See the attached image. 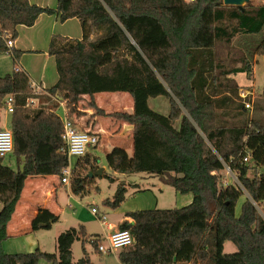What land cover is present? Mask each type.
Masks as SVG:
<instances>
[{
    "label": "trees",
    "instance_id": "obj_1",
    "mask_svg": "<svg viewBox=\"0 0 264 264\" xmlns=\"http://www.w3.org/2000/svg\"><path fill=\"white\" fill-rule=\"evenodd\" d=\"M43 14L56 15L62 23L77 19L83 38L52 36L48 54L55 59L58 81L50 89L36 92L23 71L0 77V118L11 96L12 155L18 164L14 170L4 165L6 157L0 158V264H93L84 250L88 237L83 227L62 232L57 253L37 248L7 254L2 244L9 239L7 225L27 178L57 176L62 181L69 166L56 101L65 103L66 118L76 126L84 96L116 92L132 96L133 113L106 115L97 109V114L133 126L134 154L113 148L106 155L108 168L157 177L178 194L193 197L181 208L126 213L132 222L124 220L118 230L129 231L134 242L118 252L121 264H176L162 257L159 244L168 248L194 240L201 245L202 264H264V218L258 210L264 205V173L249 175L264 167V124L249 119L240 87L230 78L245 74L251 80L254 64L247 58L264 56V38L253 42L264 28V3L254 7L250 0L240 9L222 0H58L53 9L29 0H0V53L18 61L23 52L7 42L18 38L20 26H34ZM93 34L98 35L94 41ZM237 38L252 44L240 67L226 69L217 46ZM161 97L168 101L167 115L150 108L149 101ZM245 152L253 167L243 162ZM87 154L72 169V194H85L92 181L88 173L99 169V158ZM226 168L239 186L224 185L221 172ZM126 194L125 184H119L105 205L120 208ZM58 221L57 215L39 209L31 228L49 230ZM76 241L82 242L85 257L74 262ZM100 242L90 243L99 251ZM228 242L235 253H224Z\"/></svg>",
    "mask_w": 264,
    "mask_h": 264
},
{
    "label": "rangeland",
    "instance_id": "obj_2",
    "mask_svg": "<svg viewBox=\"0 0 264 264\" xmlns=\"http://www.w3.org/2000/svg\"><path fill=\"white\" fill-rule=\"evenodd\" d=\"M254 7L264 3V0H251ZM57 6V1H56ZM54 35L62 37H71V39H78L81 36V27L77 21H67L65 23H58L56 33ZM18 37H20L18 33ZM264 38V28L257 37L253 39L256 42ZM18 39V38H17ZM16 39V40H17ZM16 40L14 44L16 43ZM250 40L244 38H237L231 44H219L216 49L217 57L222 61V64L226 69H232L240 67L244 62V56L246 55V48L251 46ZM44 43V42H43ZM46 44V47H45ZM49 43L39 44V52H24L18 61H13L8 53H0V77L7 74H11L16 68H24L25 72L33 82L40 83L41 81L46 87H52L57 81V70L55 61L53 58H47L44 55L45 50L49 48ZM25 46H30L26 43ZM17 50V49H16ZM25 50V49H24ZM248 60L253 62V76L251 80L247 79L245 74H238L236 76H230V78L240 87V91H246L253 94L254 105L253 111L246 113L249 119H260L264 124V56H257ZM162 98V97H161ZM163 101H167L162 98ZM168 102V101H167ZM169 105V104H168ZM169 109V107H168ZM59 117H62V111L58 113ZM11 116L8 115L5 109H2L0 118V130L10 129ZM76 127V126H74ZM77 128V127H76ZM96 156L99 158V162L106 164V157L103 153L95 151ZM93 157V156H91ZM75 164V159L71 161V165ZM4 165L17 170V159L11 154L4 159ZM253 167L254 163L251 161L249 164ZM100 165L98 164V167ZM264 173V167H259L256 170L250 171V177H253L256 173ZM222 182L225 184H233L239 186L238 179L234 173L227 168L221 172ZM92 181L86 187V193L83 195L72 194L71 198L60 196L58 200V206L62 209V213H59V221L52 229H41L37 233L29 234L27 240L30 242L37 241L45 246V252L57 253L56 238L58 234L64 232L70 228H76L79 230L80 225H85L92 233L101 232L105 226L102 225V221L92 215L91 209L98 210L99 215L105 217L106 223L121 220V215L125 210H154V209H173L181 208L189 205L192 202V195H181L170 186L164 185L157 177L150 176L145 173L136 174H118L112 172L108 167L106 173L102 176L94 177ZM43 188L51 187L52 181H41ZM119 184H125L127 188V194L125 202L118 209H113L110 206L105 205L106 200H112ZM191 198V201L186 199ZM245 198H240L237 205V214L241 212L242 205ZM52 206V203H49ZM260 215L264 218V205L258 207ZM102 220V219H101ZM26 241V240H25ZM195 241V240H194ZM183 242V243H171L170 247L163 246V242L159 244V251L162 257L166 261H174L176 264H202L201 258V245L195 242ZM104 247L108 245L107 241L103 242ZM87 249L91 252V257L98 264H121L115 259L113 253H104L99 255L96 252L95 246L90 242L86 243ZM73 257L77 262L85 257L82 242L76 241L73 245ZM37 249L35 247L32 252ZM161 249L169 251L161 252ZM27 253V247H24ZM236 252L235 246L228 242L225 244L224 253L233 254Z\"/></svg>",
    "mask_w": 264,
    "mask_h": 264
},
{
    "label": "crops",
    "instance_id": "obj_3",
    "mask_svg": "<svg viewBox=\"0 0 264 264\" xmlns=\"http://www.w3.org/2000/svg\"><path fill=\"white\" fill-rule=\"evenodd\" d=\"M29 1L31 4L37 5L39 7H49L53 9L56 8V1L58 2V0H29ZM68 21L79 22L77 19H70ZM59 22L60 20L58 16L43 14L38 18L34 26L29 28L25 26H20L18 28V33L20 37H18V39L16 40V43L14 44L13 48L20 50L23 53L27 51L34 53L39 52L38 45L44 44L45 41L46 43H50L52 36H54V34L56 33V29ZM97 37H98L97 34H93L91 35V40L94 41ZM82 38H83V32L81 28V36H79L77 40H81ZM69 39H71V37ZM26 43H29L30 46H25ZM44 55L47 56V58L49 57L54 59V57L49 56L48 49L47 51L45 50ZM15 70L25 72L23 67L16 68ZM57 81H58V73H57ZM31 82L32 85L38 86L46 90L52 88L56 84L55 83L52 87H46L42 81L40 83L33 81ZM100 98L103 100L104 105L99 104L98 99ZM92 103L95 105V107L92 106ZM149 105L151 109L163 115H167L169 113L168 102L163 101L162 98L151 99L149 101ZM97 109L102 110L106 115H111L115 113L131 114L134 111V101L132 96L128 93H123V92L98 93L95 94L93 97L84 96L79 103V111L83 113V116L76 120L77 123L76 127L79 130L94 132L99 137L98 145L95 148H91L88 150V154H87L88 156L95 157L96 156L95 151H98L100 153H103V155H105L106 157V155L109 154L113 148L119 147L124 149L129 157H133L134 154L133 126L130 125L128 122L122 120H118L108 116L98 115ZM76 161L77 160L75 159V163ZM99 165H100L99 169L101 168L104 169L102 173V175H104L106 173L108 166L106 167L105 164H102L100 162ZM102 175H96V177ZM49 180L52 181L51 187L43 188L40 182L49 181ZM62 195L65 196L66 199L71 198L72 191H71L70 183L68 184L62 183L59 177L57 176L28 177L27 180L25 181L24 189L20 196V200L16 205L15 212L12 215V218L7 225V234L9 236V239L2 244L4 252L7 254H26V253H22L23 251H25L23 250L24 247H27L28 249L26 250L27 253H32L35 247L45 252L44 245L40 244L38 240L29 242L27 240V236L29 234H33L34 232L35 233L39 232V231H32L31 228L32 221L37 216L39 209H47L55 215L62 213V209H60L58 206L59 197ZM186 200L191 201V198H188ZM49 203H52V206H50ZM1 208L2 205L0 204V210ZM134 211L135 210H125L123 213L120 212L119 215H121L122 217L121 220L114 221L108 224L106 223V219L105 222H103V218L105 217L99 215L98 220L102 221L101 226H105V228H103L101 232L92 233L87 228V226L82 224L79 225L80 228L83 227L85 236L88 237V242H91V240L96 239L101 241L100 244H103V242L107 241V238L113 232L118 230V226L120 223H122L124 220L132 222L131 219L125 218V214ZM54 225H52L51 229L53 228ZM60 234H58V236ZM57 238H56V242H57ZM84 250L87 256L89 257L90 261L93 264H98L91 257V252L87 249L86 245L84 247ZM96 252L99 255L104 254V253H100L99 251ZM113 256H115V259L118 260V252L117 254L113 253ZM72 257H73V248H72ZM73 261L76 262L74 260V257H73ZM103 264H109V263H103Z\"/></svg>",
    "mask_w": 264,
    "mask_h": 264
},
{
    "label": "built area",
    "instance_id": "obj_4",
    "mask_svg": "<svg viewBox=\"0 0 264 264\" xmlns=\"http://www.w3.org/2000/svg\"><path fill=\"white\" fill-rule=\"evenodd\" d=\"M194 1V0H191ZM13 40L7 42V46L11 49L14 46ZM33 89L36 92L43 91L44 89L32 85ZM240 98L245 107V109L250 113L253 111L254 99L253 94L250 92L240 91ZM55 100V99H54ZM56 101V100H55ZM37 101H32L36 103ZM58 104V110L55 113L58 115L62 111V117H59L64 125L63 140L66 144V151L68 154L69 166L63 171L64 178L62 183L68 184L71 176V172L74 166L71 165L73 159H80L88 153V150L95 148L99 143V137L96 133L91 131H83L74 127L70 124L65 114V103L62 101H56ZM5 111L8 115H12L14 112L13 99L11 96L7 97L5 100ZM14 150V141L13 134L10 129L0 130V158H5L8 155L12 154ZM246 155L243 158L245 164H250L252 161L251 155L248 152H245ZM229 170V169H228ZM230 171V170H229ZM93 216L99 218V212L97 209H91ZM105 222V218H103ZM134 242V239L131 233L127 230H116L108 238V245L104 247L103 245L99 246V251L101 253H112L115 251H120L124 248L131 246Z\"/></svg>",
    "mask_w": 264,
    "mask_h": 264
},
{
    "label": "water",
    "instance_id": "obj_5",
    "mask_svg": "<svg viewBox=\"0 0 264 264\" xmlns=\"http://www.w3.org/2000/svg\"><path fill=\"white\" fill-rule=\"evenodd\" d=\"M223 4L225 6H234V7H239L240 9H243L244 6H246L250 0H222ZM104 169H99L97 172L92 173L89 172L87 175V178H94L96 175H102Z\"/></svg>",
    "mask_w": 264,
    "mask_h": 264
}]
</instances>
